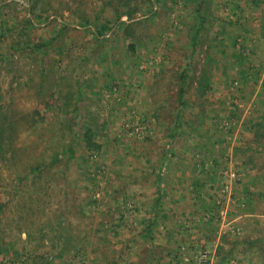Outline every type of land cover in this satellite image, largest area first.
Masks as SVG:
<instances>
[{"label": "rangeland", "instance_id": "obj_1", "mask_svg": "<svg viewBox=\"0 0 264 264\" xmlns=\"http://www.w3.org/2000/svg\"><path fill=\"white\" fill-rule=\"evenodd\" d=\"M0 135V264H264V0H0Z\"/></svg>", "mask_w": 264, "mask_h": 264}, {"label": "trees", "instance_id": "obj_2", "mask_svg": "<svg viewBox=\"0 0 264 264\" xmlns=\"http://www.w3.org/2000/svg\"><path fill=\"white\" fill-rule=\"evenodd\" d=\"M116 1V0H115ZM119 2L122 1V0H118ZM126 5L127 4H122V8L124 10H122L121 8V11L120 12H117V18L118 20L121 18V16L123 14H127L129 15L130 17L132 16V12H130L129 10L126 9ZM131 47L134 49V44H131ZM203 81H204V84L202 83V87H204L205 89H209L210 85H211V76L208 74V75H204L203 77ZM184 92V90L182 89L181 90V93ZM204 94V92H202ZM182 95V94H181ZM83 132H82V135H83V140H84V144L85 146L88 148V149H94V150H101L102 148V145L100 144V142L97 141L96 137H95V130H92L90 125L89 124H85L83 126ZM10 139V136L8 137V140ZM8 140H6V143L8 142ZM2 144H5V139L4 137H2V135H0V150L3 149V146ZM41 167L39 165H36V166H31L29 168V172H32L33 173V178L30 179V184L31 186H34V190L36 191L35 193L37 194L38 193V189H37V179L38 177H36L41 171H40ZM39 195V194H38ZM39 199V198H38ZM81 213H84V210H83V207H81ZM49 226H52L51 224H49ZM51 233V232H50ZM44 234H48L47 232H45ZM33 233H30V241H33ZM50 238V240L54 241L56 238H57V235H53V236H48ZM52 237V238H51ZM68 238L70 237H65V239L62 241L61 243V240L63 239V236H60L59 237V240H60V248L58 250V257H62L63 254H65L64 252L69 249L67 248V244L66 241L68 240ZM75 238V239H73ZM72 240H76L78 239V237L76 236H73L72 238H70ZM33 251L35 252L34 256L31 258V260H33V263L32 264H52V261L46 256L47 254H41L39 252H37V246H34L33 247ZM8 246H7V243H5V241H0V256H3L5 254H7L8 252ZM2 254V255H1Z\"/></svg>", "mask_w": 264, "mask_h": 264}, {"label": "built area", "instance_id": "obj_3", "mask_svg": "<svg viewBox=\"0 0 264 264\" xmlns=\"http://www.w3.org/2000/svg\"><path fill=\"white\" fill-rule=\"evenodd\" d=\"M233 175H235V174H233ZM207 256L206 255H204L201 259H200V261H205L207 258H206Z\"/></svg>", "mask_w": 264, "mask_h": 264}, {"label": "crops", "instance_id": "obj_4", "mask_svg": "<svg viewBox=\"0 0 264 264\" xmlns=\"http://www.w3.org/2000/svg\"><path fill=\"white\" fill-rule=\"evenodd\" d=\"M157 224V223H156ZM158 228H156V230H157ZM153 231H155V230H153Z\"/></svg>", "mask_w": 264, "mask_h": 264}]
</instances>
